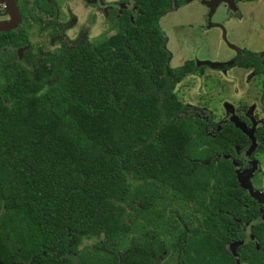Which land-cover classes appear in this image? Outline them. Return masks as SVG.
I'll return each instance as SVG.
<instances>
[{
  "label": "trees",
  "instance_id": "16d2710c",
  "mask_svg": "<svg viewBox=\"0 0 264 264\" xmlns=\"http://www.w3.org/2000/svg\"><path fill=\"white\" fill-rule=\"evenodd\" d=\"M134 5L97 42L0 61V264H159L168 246L176 264H264V217L230 161L240 163L247 136L175 97L173 85L203 65L169 68L157 20L170 7ZM230 66L260 75L264 110L259 54L242 49ZM35 73L51 79L40 93ZM253 136L252 152H264V126ZM187 203L191 222L173 223L169 244L152 230L124 244L131 212ZM98 234L104 258L83 260L80 239Z\"/></svg>",
  "mask_w": 264,
  "mask_h": 264
},
{
  "label": "rangeland",
  "instance_id": "374dc122",
  "mask_svg": "<svg viewBox=\"0 0 264 264\" xmlns=\"http://www.w3.org/2000/svg\"><path fill=\"white\" fill-rule=\"evenodd\" d=\"M56 4V18L58 22L65 23L62 34L68 40L82 37L94 43L114 32L113 21L104 18L100 10L94 15L85 0H56ZM242 5L246 7L242 12L216 18L215 21L222 23L219 27H203L201 10L194 13L191 9L188 10L193 15L190 21L180 19L186 16L185 12L179 14L175 11L163 14L157 24L163 35L162 46L167 51L169 68L187 59L196 65H203L200 74L187 73L173 85L175 97L190 106L193 112L197 109L206 110L215 123L221 124L230 116L243 123L244 129L254 131L264 126V110L259 102L260 75L254 74L250 68L230 66V62L234 52L247 48L258 51L264 63V0H246ZM27 34L30 51L56 52L57 42L52 38L53 30L44 29L38 21L31 20ZM34 78L38 83L37 93L51 84V79L40 80L36 73ZM252 155L253 158H250L243 153L242 163L237 164L235 161L233 171L238 180L245 178L254 191L264 193V152L256 151ZM252 159L256 160L253 169L250 162ZM129 183L134 185L137 182L131 180ZM188 208L189 203L183 209L177 207L171 210L163 206L157 216L152 215L151 211L131 212L129 216L136 224L131 226V231L125 236L124 244L130 237L137 238L143 230H152L157 238L169 244L173 235L167 233L170 226L176 223L179 227L183 220L188 224L191 222L186 216ZM174 209L176 213H173ZM244 233L248 234L246 228ZM103 240L105 238L101 234L82 237L76 246L78 255L83 260L103 259V252L93 247ZM159 264H176L175 252L169 246Z\"/></svg>",
  "mask_w": 264,
  "mask_h": 264
},
{
  "label": "flooded vegetation",
  "instance_id": "af4514ba",
  "mask_svg": "<svg viewBox=\"0 0 264 264\" xmlns=\"http://www.w3.org/2000/svg\"><path fill=\"white\" fill-rule=\"evenodd\" d=\"M57 1L59 2L60 0ZM108 1L109 2L105 3L104 0H85L86 4L89 6V10L94 15L98 14L97 10H100L104 15V18L112 20L113 23H115L116 19L124 13L127 14L128 17L135 13L134 0L130 3L128 0ZM244 1L246 0H162V2L170 7L168 12L176 11L175 13L179 14L185 12L186 16L180 17V19H187L190 21L189 19L193 17L192 12L190 11L193 10L194 13H197L198 10H201L200 14L203 17L202 26L205 27L207 25V28L221 26L222 23L215 20L216 18L220 19L224 14H238L245 10L246 7L244 5L241 6ZM250 11L252 12V10ZM56 14V0H0V23L6 25L4 29H0V61H14L15 59L13 55L20 59L24 54L33 55L35 53L30 51V43L27 34L28 24L31 20L38 21L40 26L44 29L53 30L52 38L57 42V48L60 45V41L68 40L62 34L65 23L62 24L61 22H58ZM211 17H213V20ZM23 38L24 41L22 40ZM253 42L257 43L255 41ZM242 49L234 52L232 58ZM254 52L259 54L258 51ZM228 118L229 117L227 116L222 122L229 121ZM255 142L257 145L259 140L255 139ZM252 153L253 152L249 154L250 158H253ZM237 154L240 158V163H242L243 151L237 152ZM239 264H241V262Z\"/></svg>",
  "mask_w": 264,
  "mask_h": 264
},
{
  "label": "water",
  "instance_id": "95a60500",
  "mask_svg": "<svg viewBox=\"0 0 264 264\" xmlns=\"http://www.w3.org/2000/svg\"><path fill=\"white\" fill-rule=\"evenodd\" d=\"M131 1L132 0H128L129 3ZM10 12H11V10H10ZM11 14H12V12H11ZM5 27H6V25L0 23V29H4ZM228 120L232 123V125L234 127H236L237 129H239L245 136H247V138L249 140V143L246 146V148L243 150V153H245L246 155H249L254 150V148L256 146L255 145V138L253 136V131L251 129H249V130L244 129L243 123L237 121L236 118H232V117L229 116ZM230 161H231L232 165L235 162V161H233L231 159H230ZM250 162H251V168L253 169L255 167L256 160L255 159L254 160L252 159V161H250ZM249 175H251V174H249ZM237 181H238V184L240 185V187L245 191V193L256 201V203L260 207V214H261V216L264 217V193L258 192V191H254L251 188V186L247 184L245 178L242 179V180H238L237 179ZM238 243H240V242H238V241L237 242H232V243H229L227 245V248L230 250L231 253L234 252V247ZM255 247H256V245H255Z\"/></svg>",
  "mask_w": 264,
  "mask_h": 264
}]
</instances>
